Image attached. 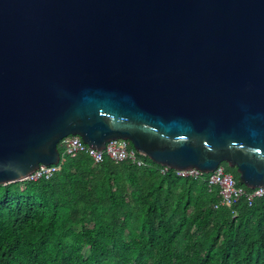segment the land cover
<instances>
[{
  "label": "water",
  "instance_id": "water-1",
  "mask_svg": "<svg viewBox=\"0 0 264 264\" xmlns=\"http://www.w3.org/2000/svg\"><path fill=\"white\" fill-rule=\"evenodd\" d=\"M67 134L264 186V0H0V183Z\"/></svg>",
  "mask_w": 264,
  "mask_h": 264
},
{
  "label": "trees",
  "instance_id": "trees-1",
  "mask_svg": "<svg viewBox=\"0 0 264 264\" xmlns=\"http://www.w3.org/2000/svg\"><path fill=\"white\" fill-rule=\"evenodd\" d=\"M57 147L49 177L0 183V264H264L263 196L225 207L208 173Z\"/></svg>",
  "mask_w": 264,
  "mask_h": 264
},
{
  "label": "built area",
  "instance_id": "built-area-1",
  "mask_svg": "<svg viewBox=\"0 0 264 264\" xmlns=\"http://www.w3.org/2000/svg\"><path fill=\"white\" fill-rule=\"evenodd\" d=\"M59 145L61 146L63 154L72 156L79 151H83L93 161H99L102 159L103 155H107L114 160L129 158L136 164H141L143 162L140 158L136 157V150L132 146L131 142L125 138L118 137L109 139L105 142L102 149H96L87 146L78 135L67 134L59 140ZM58 163L59 162L49 164L39 163L38 166L33 171L28 173L23 179L33 180L38 177L47 178L56 170ZM167 168L168 167L161 165L159 170L163 172ZM174 171L176 174L181 176L193 177H196L202 173L196 168L178 169ZM207 173L208 186L217 187L219 194L218 204H221L225 207H230L240 196L245 197V199L247 200V204H250L252 197H264V186H255L250 188L249 191L245 190L244 185L237 184L231 173L225 171L221 163H219ZM213 206H216V204H214Z\"/></svg>",
  "mask_w": 264,
  "mask_h": 264
}]
</instances>
